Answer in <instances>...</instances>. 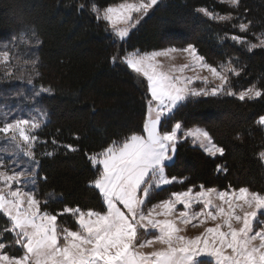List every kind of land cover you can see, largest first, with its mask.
Masks as SVG:
<instances>
[{"label":"snow or ice","instance_id":"6c2138e0","mask_svg":"<svg viewBox=\"0 0 264 264\" xmlns=\"http://www.w3.org/2000/svg\"><path fill=\"white\" fill-rule=\"evenodd\" d=\"M221 2L234 9L240 5V0ZM157 3L158 0H125L102 11L92 3L90 10L98 20L111 25L116 38L124 40ZM84 7L77 5L78 10ZM197 11L217 22L230 23L237 19L232 12L220 14L208 8ZM251 24L241 21L233 27L244 33ZM230 39L247 45L249 52L264 48V35L257 37L258 43L238 35ZM41 43L35 40L36 45ZM176 52L187 54L189 62L164 70L158 58L174 59L171 54ZM117 59L113 56V63ZM10 61L7 50L0 52V64L8 65ZM121 62L146 79L151 98L147 100L142 133L133 132L122 140H113L100 152L88 155L97 172L89 186L98 190L104 205L101 211H85L79 206H65L56 214L47 211L48 201L57 197L50 193L44 201L38 198L35 187L39 161L34 150L39 139L36 132L45 121L38 116L9 120V114H4L0 122V138L4 140L0 145V214L6 217L7 226L0 229V264H264V221L260 219L264 216V192L231 185L229 190L221 191L201 184L199 191L189 187L172 192L166 199L147 207L154 191L177 182L175 176L167 175L166 167L173 161L181 139L178 133L191 137L194 144L213 157L225 154V148L215 143L206 129L184 130L177 121L170 130H162L163 121L170 118L173 110L189 97L228 95L241 101L255 100L264 98V89L252 85L237 93L230 79L239 76L243 69L231 58L214 67L192 44L183 49L144 53L135 50ZM36 63L31 61L33 67ZM197 67L207 69L219 84L198 90L191 88L196 79L206 85L210 83L207 77L183 75L185 70ZM28 83L33 81L29 79ZM52 91L41 86L33 91L32 99ZM257 124L264 126V115ZM66 147L77 150L72 145ZM21 157L27 158V163H20ZM257 157L264 164V150ZM6 159L10 162L6 163ZM220 171L227 172V168L217 165V172ZM65 214L74 217L76 230L60 224L58 216ZM190 228L199 231L190 234ZM9 248H18L21 254H11Z\"/></svg>","mask_w":264,"mask_h":264},{"label":"trees","instance_id":"16d2710c","mask_svg":"<svg viewBox=\"0 0 264 264\" xmlns=\"http://www.w3.org/2000/svg\"><path fill=\"white\" fill-rule=\"evenodd\" d=\"M124 1L0 0V43L29 31L42 42L34 84L53 91L39 100L48 121L36 132L39 139L34 150L39 161L37 195L44 201L48 194H55L57 199L47 204V211L53 214L65 206L103 210L98 190L89 186L97 172L88 155L100 152L113 140L142 133L151 98L147 83L125 63L114 64L113 56L123 58L135 50L144 53L192 44L214 67L231 58L243 69L230 79L237 93L252 85L264 89V48L249 52L247 45L230 39L238 35L258 43L257 37L264 35V0H240L235 9L220 0H161L124 40H116L110 25L98 20L90 8L95 3L102 11ZM78 4L85 7L78 10ZM199 8L220 14L232 12L237 19L217 22L199 13ZM241 21L252 22L247 32L233 27ZM225 36L229 38L222 39ZM262 115L264 98L241 101L218 95L189 97L182 102L163 121V128L170 130L177 121L185 130L202 127L225 148V154L213 157L191 139L177 143L176 161L166 167L168 176H175L177 182L157 191L149 204L166 199L172 192L198 189L201 184L205 188L229 190L231 185L264 192V164L257 157L264 150V126L257 124ZM46 152L54 155H43ZM217 165L226 167L227 172H217ZM58 221L76 230L71 215L58 216ZM6 226L7 219L0 214V229ZM6 239L11 240V236L6 235ZM8 251L21 254L18 248Z\"/></svg>","mask_w":264,"mask_h":264},{"label":"rangeland","instance_id":"374dc122","mask_svg":"<svg viewBox=\"0 0 264 264\" xmlns=\"http://www.w3.org/2000/svg\"><path fill=\"white\" fill-rule=\"evenodd\" d=\"M160 1L161 0H158L157 5L160 3ZM128 2H134V0H130ZM157 5L153 6V8H151V9H149L148 14L144 15L143 18L140 19V22L138 24H136L135 27H137L139 24H141L149 16L153 12V9ZM120 26L123 27V25H120ZM110 27H111V25H110ZM132 29L133 28H131L130 31ZM111 30H112V27H111ZM130 31H129V33H130ZM114 38L116 40H119L118 38L115 37V35H114ZM36 39H38V38L36 36H33V33L29 31V32H24V33L20 34L19 36H15L9 40H6V41L0 43V52L7 50L11 56V61L8 65L0 64V122H2L5 113L9 114L8 115L9 120L15 119V118L20 117V116H23L24 118H28L30 116H38L39 118L43 119L45 121V123L48 121V113L39 102L41 96L48 94V93H42L35 100L32 99L33 91L40 89L39 86H36L34 84V78L36 75V66L38 64L37 51H38V47H39V45L35 44ZM168 48H175V47H168ZM165 49H167V48H165ZM176 49H183V48H176ZM150 52H152V51H150ZM171 55H172V57H174V59H171L168 57H159L158 58L161 60L163 66H164V70H168L172 65H175L178 67L179 65L188 63L189 59H190L187 56V54L182 53V52H176V53H173ZM116 56L118 57V59L114 64L122 61V58L119 55H116ZM32 60L37 61L35 67H33L31 65ZM130 70H132V69H130ZM9 71L12 72V75H8ZM174 74L181 75V73H179V72H176ZM183 75L199 76V77H207L208 78V80L210 82L208 85H206L203 82V80H201V79H196L192 82L190 87L195 88L197 90L201 89V88L210 87V86L215 85V84H219V80L214 79L212 77L211 73L207 69L197 67L194 70L193 69L185 70ZM137 77L140 80L142 79V80L146 81V79H143L138 75H137ZM29 79H31L33 81L32 84L28 83ZM146 83H147V81H146ZM43 114H46V115H43ZM193 128H196V127H192L189 129H193ZM199 128H202V127H199ZM162 130H166V129L163 128ZM178 135L181 137V139H179L177 143L182 142L186 139H191L192 144H194L191 137H186V138L183 137V132L178 133ZM3 144H4L3 138H0V145H3ZM195 145L200 147L199 144H195ZM200 148L203 149L202 147H200ZM217 155H219V154H217ZM9 162L10 161H8L6 159V163H9ZM19 162L20 163H27V158L21 157L19 159ZM166 173H167V170H166ZM37 179H38V169H37ZM166 186H169V185H165L163 187H166ZM162 188L154 191V193L152 194L149 201L152 198H154L159 193L157 191L162 190ZM214 188L223 191L222 189H219L217 187H214ZM194 190L199 191L200 189L194 188ZM35 191L37 193V182H36ZM48 195L46 196V199H48ZM149 201H148L147 207L152 206V204H149ZM260 219L262 221H264V216H261ZM196 231H199V229H191V228L189 229L190 234H195ZM148 238H151V237H148ZM147 250H149V249H145V251H147Z\"/></svg>","mask_w":264,"mask_h":264},{"label":"water","instance_id":"95a60500","mask_svg":"<svg viewBox=\"0 0 264 264\" xmlns=\"http://www.w3.org/2000/svg\"><path fill=\"white\" fill-rule=\"evenodd\" d=\"M176 154H177V148H176V152H175V154H174L173 161L169 162L168 165H167V167H168V166H171V165H173V164L175 163V161H176Z\"/></svg>","mask_w":264,"mask_h":264}]
</instances>
